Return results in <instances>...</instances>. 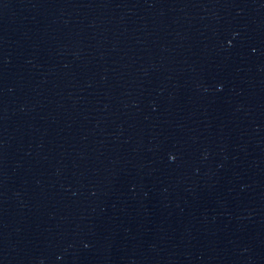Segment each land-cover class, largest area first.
Listing matches in <instances>:
<instances>
[{"label":"water","instance_id":"obj_1","mask_svg":"<svg viewBox=\"0 0 264 264\" xmlns=\"http://www.w3.org/2000/svg\"><path fill=\"white\" fill-rule=\"evenodd\" d=\"M264 0H0V264H262Z\"/></svg>","mask_w":264,"mask_h":264}]
</instances>
